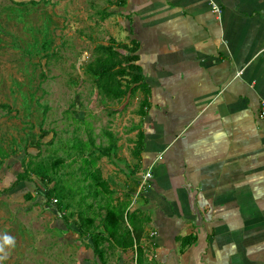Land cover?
Masks as SVG:
<instances>
[{"label": "rangeland", "instance_id": "obj_1", "mask_svg": "<svg viewBox=\"0 0 264 264\" xmlns=\"http://www.w3.org/2000/svg\"><path fill=\"white\" fill-rule=\"evenodd\" d=\"M116 3L0 0V105L8 107H0V237L16 242L0 264H137L136 248L119 246L130 224H121L116 238L105 226L109 214L119 218L126 208L146 230L156 213L163 195L154 172L157 108L152 84L143 117L142 91L111 101L90 74L99 47L125 54L122 46L137 30L134 9ZM141 132L139 160L133 150ZM35 165L42 176L26 174ZM19 173L27 181L11 189ZM48 190L63 194L49 204ZM82 227L100 235L103 262L91 239L78 234ZM147 238L141 248L152 264L156 247Z\"/></svg>", "mask_w": 264, "mask_h": 264}, {"label": "crops", "instance_id": "obj_2", "mask_svg": "<svg viewBox=\"0 0 264 264\" xmlns=\"http://www.w3.org/2000/svg\"><path fill=\"white\" fill-rule=\"evenodd\" d=\"M126 5L162 158L154 172L163 195L141 241L156 247L151 263L264 264V0Z\"/></svg>", "mask_w": 264, "mask_h": 264}, {"label": "trees", "instance_id": "obj_3", "mask_svg": "<svg viewBox=\"0 0 264 264\" xmlns=\"http://www.w3.org/2000/svg\"><path fill=\"white\" fill-rule=\"evenodd\" d=\"M128 0H117V6L124 7L126 6ZM132 33V32H131ZM133 34V33H132ZM134 36V34H133ZM130 38V44H124L122 48L126 51L125 54H122L114 48L113 45L110 46H101L98 48L100 52L99 56L89 65L90 74L95 77V83L100 92L111 101H119L126 98L128 95L135 94L139 91H142L145 94V97L140 106V115L145 117L147 115L148 108L150 107V97H151V82L145 78L143 74V67L141 64L140 57V42L134 37ZM1 108L7 109L6 105H0ZM45 135L47 133L45 132ZM145 133L141 132L138 135V140L133 150V156L141 160L142 154L145 150ZM0 154L3 157H6V154L0 150ZM42 167L40 165H35L33 168L27 167L26 174L29 171H35L39 176H42ZM26 174L19 173L11 189L15 188L22 182L27 181ZM63 192L48 190L43 193V197L47 200L46 203H51L52 198L61 197ZM126 209V208H125ZM125 209L123 212H119V218H115V213L109 214L110 219L106 224V229L110 233L112 238H116V234L120 228V225L129 223L132 227V230L126 229L127 232L124 236L121 237L120 247L123 249L136 248V258L137 264H143V250L140 247V243L144 234V227L140 223L138 217L134 213H127L125 216ZM58 212L61 215V218H65L63 212L58 209ZM148 221V218L145 219ZM79 235L87 236L91 239L90 247H93L94 256L101 257V252L97 248L98 240L100 238L99 234H93L92 232H83V227L80 229ZM118 239V237H117ZM195 238H184L181 239L182 250L193 243ZM100 258V259H101ZM103 262V258L101 259ZM104 264V263H102Z\"/></svg>", "mask_w": 264, "mask_h": 264}, {"label": "clouds", "instance_id": "obj_4", "mask_svg": "<svg viewBox=\"0 0 264 264\" xmlns=\"http://www.w3.org/2000/svg\"><path fill=\"white\" fill-rule=\"evenodd\" d=\"M15 244V238L8 234H4L0 237V262L8 259L10 255L8 250L15 248Z\"/></svg>", "mask_w": 264, "mask_h": 264}, {"label": "built area", "instance_id": "obj_5", "mask_svg": "<svg viewBox=\"0 0 264 264\" xmlns=\"http://www.w3.org/2000/svg\"><path fill=\"white\" fill-rule=\"evenodd\" d=\"M211 6L214 14L218 16V18H221V8L219 5H217L214 1H211ZM260 121L264 125V99L261 101V109H260ZM152 177L151 173H147L146 176H144L145 181Z\"/></svg>", "mask_w": 264, "mask_h": 264}]
</instances>
